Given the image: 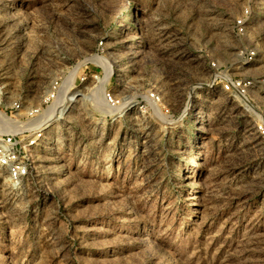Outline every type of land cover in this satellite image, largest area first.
I'll return each mask as SVG.
<instances>
[{"label": "rangeland", "instance_id": "obj_1", "mask_svg": "<svg viewBox=\"0 0 264 264\" xmlns=\"http://www.w3.org/2000/svg\"><path fill=\"white\" fill-rule=\"evenodd\" d=\"M59 79L0 264H264V0H0V114Z\"/></svg>", "mask_w": 264, "mask_h": 264}, {"label": "built area", "instance_id": "obj_2", "mask_svg": "<svg viewBox=\"0 0 264 264\" xmlns=\"http://www.w3.org/2000/svg\"><path fill=\"white\" fill-rule=\"evenodd\" d=\"M234 28L237 36H241L244 30V21L237 19L234 22ZM240 54L243 59L251 60L254 57V52L251 51H244ZM94 56L98 57V54ZM91 64L102 69L98 64L92 62ZM211 66L214 67L213 64ZM86 78L87 76L84 73L80 77L76 76V80L78 79L79 82L85 81ZM216 78L219 79L216 82L221 83V89L224 92L233 93L240 97H243L250 86V81L246 79H233L222 75L220 77L216 76ZM66 81L68 82V79L65 80V83H62V80L59 79L51 83L41 105L36 109L27 111V117L23 124L16 117L13 118V116H7L6 113H1L3 118H0V177L8 186H17L29 175L33 163L32 153L43 139V125H46L42 120L43 114L48 111L57 99H65L64 92L69 89ZM64 86L66 87L65 89H63ZM59 96H62V98L60 99ZM104 101L107 109H109L108 107L113 109L117 106L116 101L108 93L104 95ZM20 107V102H17L13 103L9 109L14 115H19ZM43 108H46V110H43Z\"/></svg>", "mask_w": 264, "mask_h": 264}, {"label": "bare ground", "instance_id": "obj_3", "mask_svg": "<svg viewBox=\"0 0 264 264\" xmlns=\"http://www.w3.org/2000/svg\"><path fill=\"white\" fill-rule=\"evenodd\" d=\"M102 59H99V58H96V57H92V58H90L89 60H87V61H89V62H92V63H94V62H99V61H101ZM109 72H107V74H106V77L105 78H107L108 76H109ZM74 76V73L72 72V73H70V75H69V82L71 83V81H72V77ZM102 84V83H101ZM71 90V89H70ZM75 93H72V96L74 95ZM72 96H70L67 100H66V102H65V104H69V103H71V101H73V97ZM60 107V101H55L53 104H52V106L48 109V111H46V113L45 114H43V118H42V120L44 121V122H51V121H56V120H58V119H60V116L63 114V109H60L59 108ZM57 117V118H56ZM0 118H3V115L2 114H0ZM56 118V119H55Z\"/></svg>", "mask_w": 264, "mask_h": 264}]
</instances>
